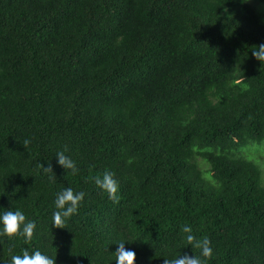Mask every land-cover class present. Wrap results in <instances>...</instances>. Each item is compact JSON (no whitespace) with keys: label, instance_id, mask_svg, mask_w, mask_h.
<instances>
[{"label":"trees","instance_id":"1","mask_svg":"<svg viewBox=\"0 0 264 264\" xmlns=\"http://www.w3.org/2000/svg\"><path fill=\"white\" fill-rule=\"evenodd\" d=\"M262 43L264 0H0V216L36 223L0 236V264H116L121 241L135 264L200 256L185 225L211 240L205 264H264ZM67 187L85 197L59 229Z\"/></svg>","mask_w":264,"mask_h":264},{"label":"clouds","instance_id":"2","mask_svg":"<svg viewBox=\"0 0 264 264\" xmlns=\"http://www.w3.org/2000/svg\"><path fill=\"white\" fill-rule=\"evenodd\" d=\"M225 11L227 12V9H225ZM256 46L257 50L252 51V55L256 60L262 63L264 62V43ZM30 143V140L25 139L22 145L26 149ZM56 158L59 166L63 169L71 170L73 174L78 172L76 163L69 156H66L64 151L58 152ZM39 167L42 168L44 173L52 174L50 179H56L51 163H49L47 167L43 164ZM94 183L97 188L102 190V192L107 193L108 199L113 201V203H120V197L118 194L119 184L111 171L105 170L102 176H96L94 178ZM84 197V192H75L71 187H67L57 193L55 200L57 211L53 213V227L59 229L67 228V220L73 215L78 214V209L84 201ZM0 225H2L0 236H6L10 239L23 237L26 242H29L35 235V221L28 220L25 214L20 210L10 209L4 212L3 215L0 216ZM181 231L185 234L184 239L189 245L193 248L200 249V256H189L184 254L183 256L164 259L163 264H205L206 260L212 258L213 249L209 238L204 237L198 239L189 225L183 226ZM117 244L118 248L114 252L116 264H135L136 253L131 250H126L124 241ZM10 264H56V258H50L39 250L30 254L29 250L25 248L22 250V255L11 256Z\"/></svg>","mask_w":264,"mask_h":264}]
</instances>
